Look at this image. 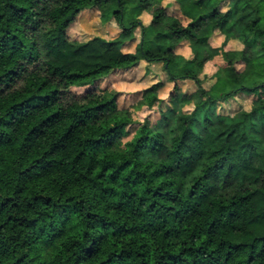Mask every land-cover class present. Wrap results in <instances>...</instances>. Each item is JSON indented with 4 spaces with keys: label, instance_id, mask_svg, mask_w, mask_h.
Returning <instances> with one entry per match:
<instances>
[{
    "label": "trees",
    "instance_id": "obj_1",
    "mask_svg": "<svg viewBox=\"0 0 264 264\" xmlns=\"http://www.w3.org/2000/svg\"><path fill=\"white\" fill-rule=\"evenodd\" d=\"M190 1L202 14L155 0H0V264H264V0ZM94 8L118 37L70 40ZM139 29L136 50L121 51ZM140 62L161 64L174 94L163 105V84L146 89L132 108L158 104L160 120L124 140L117 129L136 114L101 83ZM187 81L195 92L181 91ZM220 81L232 89L215 94ZM239 96L250 109L219 112Z\"/></svg>",
    "mask_w": 264,
    "mask_h": 264
},
{
    "label": "rangeland",
    "instance_id": "obj_2",
    "mask_svg": "<svg viewBox=\"0 0 264 264\" xmlns=\"http://www.w3.org/2000/svg\"><path fill=\"white\" fill-rule=\"evenodd\" d=\"M162 1V2H161ZM155 2H161L163 8H165L169 14H175L181 16V9L189 15L196 16L198 14H202V10L199 8L193 7L190 0H168L165 4L164 0H155ZM181 7V8H180ZM141 14V13H140ZM140 14L136 16L130 15L129 20H135L138 18ZM109 17V13L105 15ZM147 16V18H144ZM140 18L144 19V25L148 26L152 21V16L144 12L140 15ZM145 20L147 22H145ZM114 21H110L108 23H103L100 19V12L97 9H88L83 11L72 23L67 31V36L70 40H76L79 42H87L95 37H100L106 40H113L118 37L121 30L119 29ZM159 31H155L148 36L149 49L158 50L160 49L158 45L165 44L164 39L161 37L162 33H158ZM208 30L205 28L201 35H206ZM141 39L140 29L136 31V35L134 40L131 42L125 43L123 46V50L127 53L134 52L136 50L137 45L139 44ZM211 44L217 47H220L222 44V36L220 33L214 35L211 39ZM163 46V45H162ZM183 45H178L176 51L178 54L189 55L188 50L184 48ZM241 48V45L237 42H232L226 48V50H237ZM223 62L221 58L218 57L215 63H208L205 67L204 74L201 78L205 77V88H209L214 82V75L217 70L223 66ZM155 80L156 83H150V79ZM105 86L114 85L118 92L121 94L119 97V106L121 108L129 107L132 109L133 105L139 102L142 99L143 92L156 84H163L161 91L159 92L160 100H162V104L166 105L170 103V99L173 96L174 92V84L169 82L167 76L164 72V69L161 64H147L146 62H140L137 66L121 71L112 73L111 77L101 83ZM148 85V86H146ZM179 87L183 93L191 94L196 91V85L191 82H180ZM232 86L229 82L220 81L215 86V94H223L227 91H230ZM73 93L82 94V90L80 89H72ZM120 98H123L122 100ZM252 103V97L247 96H239L235 99L228 101L227 103H222L220 105L219 112L223 114H231L235 111L240 110L241 108L250 109ZM135 123L130 128L132 131L136 124L143 123L145 120H149L152 124H156L160 120V113L158 107L155 108L153 112L148 114H143L141 112H135ZM133 114V115H134Z\"/></svg>",
    "mask_w": 264,
    "mask_h": 264
},
{
    "label": "clouds",
    "instance_id": "obj_3",
    "mask_svg": "<svg viewBox=\"0 0 264 264\" xmlns=\"http://www.w3.org/2000/svg\"><path fill=\"white\" fill-rule=\"evenodd\" d=\"M167 2H168V0H164L165 4ZM152 7L156 8V7H158V5L157 4H153ZM229 7H230V5H229ZM223 11H228V8L227 7L224 8ZM118 30L119 29H117V31ZM69 43H71V41H69ZM121 51H124V50H121ZM149 79H150V83H156L155 80H151V78H149ZM146 86H148V85H146ZM68 87L75 89L77 87H87V85L80 86V85H76V84H69ZM120 99L122 100L123 98H120ZM157 106H158V104L154 105L152 107H149L148 104H143L142 106L139 107V111L141 113H143V114H148L150 112H153L155 110V107H157ZM129 111L134 114L137 111V109L136 108H132ZM133 123H135V121H133ZM131 127H132L131 124H126L123 127L117 129V131L120 132V134H121V136L123 137L124 140L134 139L135 136L140 132V129L143 127V123L141 122L139 124H136L135 128L130 132V128ZM174 127H175V125H174ZM125 134H128V135H125ZM179 134H180V129L177 128L176 133H175L177 138L179 137ZM176 144H177V141L176 140H172L171 138H169L168 140L165 141V146L170 152L176 150ZM183 147L184 146H181V150L183 149ZM175 154L176 155H180L181 152L180 151H175Z\"/></svg>",
    "mask_w": 264,
    "mask_h": 264
},
{
    "label": "crops",
    "instance_id": "obj_4",
    "mask_svg": "<svg viewBox=\"0 0 264 264\" xmlns=\"http://www.w3.org/2000/svg\"><path fill=\"white\" fill-rule=\"evenodd\" d=\"M144 18H147V16H144ZM143 22H144V19H143ZM145 22H147L146 20H145ZM111 77V76H110ZM109 77V78H110ZM103 86V85H102ZM112 88H114V89H116L117 90V88L114 86V85H110ZM117 91H119V90H117Z\"/></svg>",
    "mask_w": 264,
    "mask_h": 264
}]
</instances>
